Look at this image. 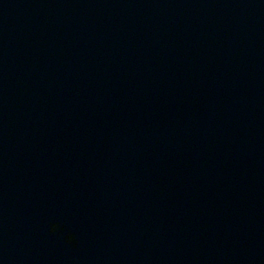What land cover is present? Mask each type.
I'll return each mask as SVG.
<instances>
[{"label": "water", "instance_id": "95a60500", "mask_svg": "<svg viewBox=\"0 0 264 264\" xmlns=\"http://www.w3.org/2000/svg\"><path fill=\"white\" fill-rule=\"evenodd\" d=\"M0 264H264V0H0Z\"/></svg>", "mask_w": 264, "mask_h": 264}, {"label": "clouds", "instance_id": "9594fccd", "mask_svg": "<svg viewBox=\"0 0 264 264\" xmlns=\"http://www.w3.org/2000/svg\"><path fill=\"white\" fill-rule=\"evenodd\" d=\"M59 228L60 226L58 224H53L51 230L53 231V233H55ZM74 240H75L74 234H69L68 242L73 243Z\"/></svg>", "mask_w": 264, "mask_h": 264}]
</instances>
